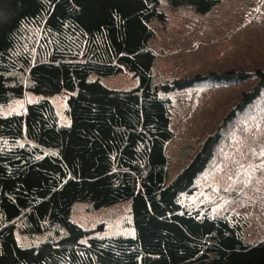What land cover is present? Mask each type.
Masks as SVG:
<instances>
[{"label":"trees","instance_id":"obj_1","mask_svg":"<svg viewBox=\"0 0 264 264\" xmlns=\"http://www.w3.org/2000/svg\"><path fill=\"white\" fill-rule=\"evenodd\" d=\"M189 3L198 12L218 0ZM159 0H0V103L26 89L44 95L70 91L67 125L47 98L22 113L0 114V264H264V239L248 242L240 220L185 208L196 173L236 109L264 88V70H226L216 78L258 77L250 91L169 183L166 143L172 138L169 99L152 81L155 53L150 21H165ZM129 70L139 83L115 89L99 75ZM205 76L175 78L163 92ZM131 199L134 236H89L70 219L75 201L99 208ZM239 221V222H238ZM56 226L59 238L21 246L16 227L36 233ZM87 236L86 240L82 237Z\"/></svg>","mask_w":264,"mask_h":264},{"label":"rangeland","instance_id":"obj_2","mask_svg":"<svg viewBox=\"0 0 264 264\" xmlns=\"http://www.w3.org/2000/svg\"><path fill=\"white\" fill-rule=\"evenodd\" d=\"M158 9L166 20L153 18L148 46L156 57L152 81L158 94L169 99L172 138L165 145L168 157L165 183L171 182L190 162L205 139L217 132L226 115L240 103L258 77L225 79L211 76L226 70H264V0H218L206 12L189 3L177 6L159 0ZM205 76L187 87L163 92L160 84L175 78ZM88 80L98 79L115 89H131L139 78L125 69L116 74L90 72ZM70 91L44 95L26 89L23 95L0 103V114L22 113L26 104L49 99L58 124L67 125ZM190 186L177 201L190 210L210 217L240 220L242 237L252 242L264 239V88L242 110L236 109ZM70 219L89 231V236H134L131 199L99 208L86 201H75ZM239 222V221H238ZM24 233L14 230L21 246L59 238L64 229ZM87 236L82 237L86 240Z\"/></svg>","mask_w":264,"mask_h":264}]
</instances>
